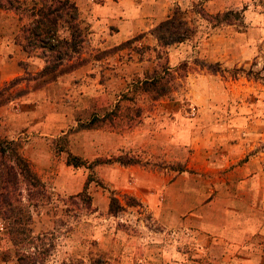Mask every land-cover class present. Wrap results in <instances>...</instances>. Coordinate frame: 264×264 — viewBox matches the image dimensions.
<instances>
[{
	"label": "rangeland",
	"instance_id": "obj_1",
	"mask_svg": "<svg viewBox=\"0 0 264 264\" xmlns=\"http://www.w3.org/2000/svg\"><path fill=\"white\" fill-rule=\"evenodd\" d=\"M7 1L0 0V31L14 42L20 23ZM71 1L87 34L55 76H38L46 60L23 51L28 60L18 62L20 73L0 81L10 96L0 106V136L18 143L45 187L47 200L29 209L28 226L49 248L43 264H148L163 245H181L188 259L206 262L200 240L192 252L186 231L162 232L129 193L166 195L137 185L132 169L182 175L190 191L209 198L214 160L224 180L250 157L264 165V0ZM17 2L24 9L38 0ZM175 7L190 30L159 47L154 28ZM226 11L239 16L214 24L210 16ZM164 69L171 93L151 99L140 83ZM197 75L212 78L213 91L203 90ZM94 117L103 121L87 127ZM68 155L81 164H67ZM111 197L121 208L116 213L108 209ZM13 262L0 228V264Z\"/></svg>",
	"mask_w": 264,
	"mask_h": 264
},
{
	"label": "crops",
	"instance_id": "obj_2",
	"mask_svg": "<svg viewBox=\"0 0 264 264\" xmlns=\"http://www.w3.org/2000/svg\"><path fill=\"white\" fill-rule=\"evenodd\" d=\"M3 26L5 24L0 21V29ZM174 51L176 57L178 52ZM26 60L28 57L19 45L0 31V81L18 75V62ZM197 76L204 78L203 90L213 91L212 78ZM257 159L250 157L242 165L232 167L225 180L219 177L220 167L215 168L219 162L214 160L209 198H202L199 189L196 193L190 191L182 175L142 174L132 169L137 185L147 189L158 187L166 194L158 200L138 188L129 190L154 215L162 232L167 226H174L181 233L186 231L192 252L199 250L200 240L210 254L208 260L202 262L188 259L191 253L181 245H163L161 257L148 264H172L171 258L177 259L175 264H264V165L260 158ZM229 162L234 160L229 158Z\"/></svg>",
	"mask_w": 264,
	"mask_h": 264
},
{
	"label": "trees",
	"instance_id": "obj_3",
	"mask_svg": "<svg viewBox=\"0 0 264 264\" xmlns=\"http://www.w3.org/2000/svg\"><path fill=\"white\" fill-rule=\"evenodd\" d=\"M17 1H7V8H12L20 23L14 42L27 55L44 58L46 61L38 76L52 79L54 71L61 65V59L68 58L70 53L78 50L88 27L71 0H38V3L24 9L19 8ZM184 13L175 7L169 17L155 26L154 34L159 47L180 42L187 37V30L190 29L183 19ZM199 13L204 12L200 9ZM236 15L239 16V13L226 11L210 17L214 24H228L231 23L230 17ZM61 31L67 34L62 35ZM133 40H126L119 47ZM72 67L73 64L68 68ZM171 81L172 76L164 69L162 74L141 81L140 87L151 99H158L170 95ZM7 86L0 89V106L10 100ZM93 121L101 123L103 119L94 117L86 124L87 127L97 125ZM18 148V143L0 136V228L4 229L12 245L13 264H43L49 248H44L42 235H32L28 226L29 209L47 200L45 187ZM66 163L73 166L81 164L77 157L71 155L67 156ZM84 197L88 199V196ZM108 206L111 213L121 209L114 197L110 198Z\"/></svg>",
	"mask_w": 264,
	"mask_h": 264
}]
</instances>
